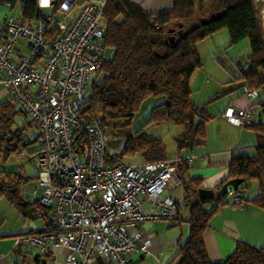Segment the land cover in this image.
<instances>
[{
    "label": "built area",
    "instance_id": "1",
    "mask_svg": "<svg viewBox=\"0 0 264 264\" xmlns=\"http://www.w3.org/2000/svg\"><path fill=\"white\" fill-rule=\"evenodd\" d=\"M28 1L37 11L33 19L22 15ZM106 3L14 0L4 8L19 16L0 18V96L8 95L36 131L41 152L31 193H41L53 216L50 227L18 234L13 248L42 255L65 249L64 264H91L95 255L133 264V254L151 253L142 224L174 221L178 205L165 192L183 184L176 160L106 164V129L80 116L91 74L105 55ZM222 116L237 127L253 124L248 109L230 105ZM225 195L239 209L246 204L240 190L227 187Z\"/></svg>",
    "mask_w": 264,
    "mask_h": 264
},
{
    "label": "trees",
    "instance_id": "2",
    "mask_svg": "<svg viewBox=\"0 0 264 264\" xmlns=\"http://www.w3.org/2000/svg\"><path fill=\"white\" fill-rule=\"evenodd\" d=\"M6 2L13 3L14 0H0V9ZM261 9H264V0H172L169 11L145 12L133 0H107L103 14L105 46L113 50V56L102 59L97 76L88 86L80 112L82 118L97 119L113 136L126 139L118 155L109 156L106 152V164L115 165L123 156L134 154L140 155L142 162L166 159L160 138L144 132L146 124L171 122L183 128L185 135L180 141L178 139V150L203 144L206 125L213 115L205 106H197L191 101L190 79L202 67L196 44L220 30H227L230 47L243 40L248 41L249 66L240 77L244 81L242 87L255 92L264 89ZM21 10L22 15L30 19L35 18L37 13L34 4L29 1L22 4ZM211 15H215L212 21L200 23L199 20L209 19ZM150 97L165 100L153 106L144 125L129 133L127 130L135 114ZM261 109L264 115V102ZM20 113L23 114L21 108L13 100L0 102V163L6 164L22 151L36 160L41 152L39 146L35 147V138L27 142L23 140L24 131L33 128L24 114V127L11 129ZM249 127L256 134L254 153L231 159L226 177L215 187L214 202L218 206L224 204L217 192L227 182L242 180L237 190L245 193L251 181H255L259 196L252 202L264 211V122H253ZM176 165L182 178L187 162L180 159ZM30 180L18 169L0 171V197H7L12 205L27 209L25 218L41 220L46 227H50L53 218L51 208L38 199L30 202L22 194L21 189ZM184 186L186 189L192 187V190H186L190 195L187 193L185 200L192 196L194 201L188 208L189 235L179 247L177 264H264V248L243 242L236 244L234 253L225 262H211L204 247L203 234L209 228L217 207L210 211L204 209L206 202H201L197 193L202 187L199 178L190 180L189 185L184 183ZM33 233L38 232L27 231L14 236Z\"/></svg>",
    "mask_w": 264,
    "mask_h": 264
},
{
    "label": "crops",
    "instance_id": "3",
    "mask_svg": "<svg viewBox=\"0 0 264 264\" xmlns=\"http://www.w3.org/2000/svg\"><path fill=\"white\" fill-rule=\"evenodd\" d=\"M133 2L145 12L169 11L172 7V0H133ZM261 16L264 28V9H261ZM224 30L198 42L195 46L200 55L202 67L191 76L190 98L195 105L205 106L213 115V119L206 125V137L202 145L184 148L183 150H186L184 153L179 150L180 155L176 161L184 159L188 167L183 172V184L175 189L183 187L184 190H192V187L186 189L184 183L189 185L190 180L199 178L202 184L200 189L214 191L226 177L231 159L251 155L257 146L256 134L250 127L231 125L222 116L225 108L232 105L251 110L255 124L264 122L261 109V103L264 102V89L257 90L256 96L252 97L245 92L244 86L242 87L244 81L240 79L249 66L248 41L243 40L230 47L229 36ZM203 55L206 56V61L202 58ZM197 79L199 84L195 85ZM165 158L168 160L167 156ZM174 190L166 191L165 194L169 195ZM214 192L215 199L216 191ZM258 196L257 186L252 197L247 198L245 192L246 204L243 208L239 209L232 203L230 205L224 203L220 206L216 204L217 211L210 220L209 228L203 234L204 247L211 262H225L234 253L238 242L264 248V211L252 202ZM177 205L179 219L173 222L157 220L142 224L146 237L151 241V253L133 254L131 256L133 264H177L179 247L185 243L189 235L187 223L189 214L182 216L180 206L178 203ZM45 225V222L38 220L37 224L30 226L27 231L38 232ZM21 249L26 250L25 247ZM11 253L15 252L11 250ZM26 254L17 252L21 258H25ZM66 255L65 249H55L52 254L39 253L34 263L50 264L51 259L55 257L56 264H64ZM0 264L27 263H19L18 259L9 260L7 256L0 254ZM91 264L110 263L101 255H95Z\"/></svg>",
    "mask_w": 264,
    "mask_h": 264
},
{
    "label": "rangeland",
    "instance_id": "4",
    "mask_svg": "<svg viewBox=\"0 0 264 264\" xmlns=\"http://www.w3.org/2000/svg\"><path fill=\"white\" fill-rule=\"evenodd\" d=\"M77 13V12H75ZM15 16L18 17L19 14L17 12H12L6 8L0 9V18H3V16ZM225 31V30H224ZM227 31V30H226ZM228 34V32H227ZM229 36V34H228ZM208 39V38H207ZM222 44V43H219ZM250 52V48H249ZM113 56V50L110 48L105 49V55L104 59H110ZM206 56L203 55L202 58L204 61H206ZM197 72V71H196ZM97 76V73L91 74L90 77V83L92 80L95 79ZM196 80V79H195ZM198 79L195 83L197 84ZM199 84V83H198ZM197 84V85H198ZM1 95V92H0ZM164 98H155L150 97L144 101L142 104L140 110L135 114L132 123L130 127L128 128V132L132 133L134 130L138 129L142 125L146 123V121L149 120L151 109L154 105H158L161 100ZM11 100L8 95L6 96H0V102ZM165 100V99H164ZM25 117L23 114H18L14 120V123L12 125V130L22 128L25 125ZM107 131V130H106ZM144 132L153 136L158 137L162 141V144L164 146L165 155L167 156L168 160L174 161L178 158V155H180V152L177 148L178 139L181 140V137L185 135V130L181 128L180 126L175 125L174 123H163L161 125H155V124H146L144 127ZM183 135V136H182ZM36 137V131L34 128H27L24 131L23 134V140L24 141H32ZM107 137H108V143L106 147V152L109 156L118 155L124 147L125 144V138L122 136H113L110 131H107ZM35 147H38V144H35ZM189 150V149H187ZM28 151V150H27ZM186 150H182V153H184ZM32 155H29L28 152L22 151L19 153L18 157L8 161L5 163H0V171H15L18 169V172H21L24 175H28V177L31 178V180L23 186L22 194L26 198V200L32 202L35 200H39V197L41 193L38 191L36 195H33L31 192L34 189L35 181L34 177L38 174V168L36 165V160L31 157ZM121 162L126 164H138L142 162V158L138 154L134 155H125L122 157ZM24 173H23V172ZM251 186L248 187L245 192L247 193V198L252 197L253 193L256 192L257 183L255 181H251ZM190 193L186 190H184L183 187L175 189L173 192H171L169 195L170 197L179 204L182 216L185 214H188V208L193 203V197L191 196L189 200H185L186 194ZM222 201L230 205L231 201L230 198L227 196L222 197ZM204 209L206 211H210L212 208L216 206V202L209 201L203 204ZM21 207V206H20ZM18 206L12 205L7 197H0V254L7 256L9 260H16L18 259V262H26L27 264H35L34 259L37 255H39L37 250L26 248L18 250L16 248H13L14 238L15 234L17 233H24L27 231V229L30 226H35L38 222V220H32L30 218H25V214L27 209L20 208ZM149 222V221H146ZM14 236V237H13ZM12 252L15 253H11ZM20 251V253H27L24 257L21 258L17 255V252Z\"/></svg>",
    "mask_w": 264,
    "mask_h": 264
},
{
    "label": "water",
    "instance_id": "5",
    "mask_svg": "<svg viewBox=\"0 0 264 264\" xmlns=\"http://www.w3.org/2000/svg\"><path fill=\"white\" fill-rule=\"evenodd\" d=\"M215 18V15H211V17L209 19H201L199 20L201 24H206L210 21H212L213 19ZM181 33V30L178 31V34ZM173 41V37L171 38ZM242 183V180H231L229 182H227L226 184H224L221 189L217 192L218 195H220L221 197H223L226 193V189L227 187H232L234 189H237L238 186ZM198 198L201 202H205L207 200H213L214 199V196H215V192L212 191V190H208V189H199L198 190Z\"/></svg>",
    "mask_w": 264,
    "mask_h": 264
},
{
    "label": "snow or ice",
    "instance_id": "6",
    "mask_svg": "<svg viewBox=\"0 0 264 264\" xmlns=\"http://www.w3.org/2000/svg\"><path fill=\"white\" fill-rule=\"evenodd\" d=\"M43 2H44V3H47V2H48V0H43Z\"/></svg>",
    "mask_w": 264,
    "mask_h": 264
}]
</instances>
